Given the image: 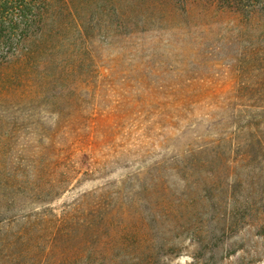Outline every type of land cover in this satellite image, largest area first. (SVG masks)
Returning a JSON list of instances; mask_svg holds the SVG:
<instances>
[{
  "label": "rangeland",
  "instance_id": "1",
  "mask_svg": "<svg viewBox=\"0 0 264 264\" xmlns=\"http://www.w3.org/2000/svg\"><path fill=\"white\" fill-rule=\"evenodd\" d=\"M103 1L0 65V264H264V12Z\"/></svg>",
  "mask_w": 264,
  "mask_h": 264
},
{
  "label": "trees",
  "instance_id": "2",
  "mask_svg": "<svg viewBox=\"0 0 264 264\" xmlns=\"http://www.w3.org/2000/svg\"><path fill=\"white\" fill-rule=\"evenodd\" d=\"M70 0H0V65L10 58H30L44 38L45 22L58 2ZM122 0H104L105 7L117 11ZM227 8H246L249 15L264 12V0H217ZM249 2V4H247ZM33 43L32 45H30Z\"/></svg>",
  "mask_w": 264,
  "mask_h": 264
}]
</instances>
